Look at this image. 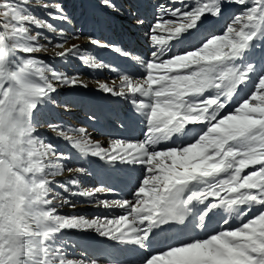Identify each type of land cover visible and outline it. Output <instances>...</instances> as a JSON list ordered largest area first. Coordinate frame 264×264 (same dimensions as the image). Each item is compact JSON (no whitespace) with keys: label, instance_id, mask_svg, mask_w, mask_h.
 <instances>
[{"label":"snow or ice","instance_id":"1","mask_svg":"<svg viewBox=\"0 0 264 264\" xmlns=\"http://www.w3.org/2000/svg\"><path fill=\"white\" fill-rule=\"evenodd\" d=\"M97 7L93 28L122 19L146 51L74 31L61 0H0V264H123L114 251L135 264H264V0H154L151 19L134 0ZM81 39L119 63L69 43ZM73 59L116 73L94 90L120 106L112 126L139 137L105 144L85 126L37 121L70 110L62 91L89 88L50 63ZM84 161L125 176L127 195L109 199L122 190L103 180L82 188ZM77 203L121 211H58Z\"/></svg>","mask_w":264,"mask_h":264},{"label":"bare ground","instance_id":"2","mask_svg":"<svg viewBox=\"0 0 264 264\" xmlns=\"http://www.w3.org/2000/svg\"><path fill=\"white\" fill-rule=\"evenodd\" d=\"M64 4V7L67 13L74 19L76 22L75 30H82L85 33L93 32L95 35L103 37L108 40H112L117 42L120 46L126 47L128 49L133 50L135 53L140 54L146 51L145 47L140 49V42L142 40V36L138 33L135 28L129 26V24L122 19L111 18L108 19L106 24L98 25L93 28V21L99 20L102 18L100 9L97 7V0H61ZM132 0H116L118 5H122L127 8V5ZM134 2L140 5V11L145 15L147 19H151L152 15V3L154 0H134ZM71 3V4H70ZM80 7V10L77 9ZM219 27V26H217ZM69 43H77L80 44L83 48H86L89 53H92L96 56L98 60L109 63L113 66L119 63V60L114 57L110 51L105 49H97L93 46L89 45L86 40H71ZM52 55V51L50 50L47 56L43 58H48V56ZM54 66L62 71H66L69 74L79 73L81 78L89 83V88L85 89H76L74 91H66L68 97H70V101L72 104H76L74 109H70L69 111H55L49 112L47 110L42 111L46 113L45 116H37V121L44 125L45 121H65L66 125L72 126H83L77 123L81 122L82 119L85 120L84 125L88 128L89 132L92 134L93 140H99L106 144L107 137L109 135L117 136L122 134V130L118 127L112 126V121L115 120L116 115L120 112V106L112 102L110 98H105L102 93H99L94 90V82L96 80H100L102 82H111V80L116 78V73L111 72L109 69H98L91 70L88 69L80 63L78 60H70L66 63H60L55 61H50ZM76 64L79 65L78 69H76ZM69 103V101H68ZM95 114L97 120L95 122H91L87 119L88 115ZM40 115V114H39ZM47 127H41L39 129L40 133L45 137L51 136L52 134L55 137V134L50 131V134H46ZM126 134L132 138L139 137L140 132L135 126H131ZM56 140V139H55ZM61 143V142H60ZM64 147L65 151H67V147L61 143ZM81 161L73 160L69 162V167H76L81 165ZM83 166L89 168L90 175H87L82 178V188L99 186V182L101 180L106 183H113L117 186L118 189L122 191H118L113 196H109L108 198H120L122 195H127V187L126 181L127 178L123 175L114 176L109 178L102 170L96 168L94 165L87 164L86 161L83 162ZM73 175H76L73 173ZM63 179V177L61 178ZM79 199V198H77ZM58 211L64 215H83L86 217H95L100 216L101 218L111 217L113 214L119 213L121 210H105V209H97L92 205H88L85 203H77L75 208L62 207L58 208ZM212 225L215 224V220L210 222ZM79 234H73V239ZM96 239H99L98 237ZM112 259L115 261L123 262V264H135L138 260V257L133 252H113Z\"/></svg>","mask_w":264,"mask_h":264},{"label":"rangeland","instance_id":"3","mask_svg":"<svg viewBox=\"0 0 264 264\" xmlns=\"http://www.w3.org/2000/svg\"><path fill=\"white\" fill-rule=\"evenodd\" d=\"M71 4V3H70ZM77 9H79L80 10V7L79 8H77ZM50 51V50H49ZM48 51V52H49ZM44 59H46V58H44ZM77 66H79V65H77L76 64V69H78L79 67H77ZM57 100L60 102V103H64V102H68L69 101V104L71 105V108L72 109H74L75 107H76V104L74 103V104H72V101H70V97H68L67 96V94H66V91H62V93H61V95H59V96H57ZM70 108V109H71ZM56 111H60V112H63L64 110H63V108H58V109H56ZM40 114V115H39ZM46 115V113H43V112H40V113H38L37 114V116H45ZM84 122H85V120L84 119H82L81 120V122H77V123H79L80 125H83L84 126ZM46 123H47V121H45L43 124L44 125H46ZM66 122L64 121V124H65ZM46 134H50V130L49 129H47V131H46ZM48 139H51L52 140V142L53 143H58L59 144V147H60V150L61 151H65V149H64V147L61 145V143L60 142H58L57 140H55V137L54 136H48ZM68 151V150H67Z\"/></svg>","mask_w":264,"mask_h":264}]
</instances>
